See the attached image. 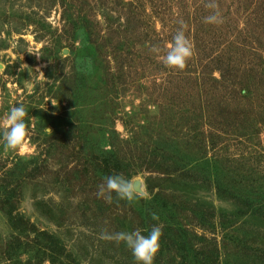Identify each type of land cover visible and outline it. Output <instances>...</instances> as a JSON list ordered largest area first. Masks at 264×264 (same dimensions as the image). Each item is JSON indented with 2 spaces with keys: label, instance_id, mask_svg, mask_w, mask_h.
Listing matches in <instances>:
<instances>
[{
  "label": "rangeland",
  "instance_id": "obj_1",
  "mask_svg": "<svg viewBox=\"0 0 264 264\" xmlns=\"http://www.w3.org/2000/svg\"><path fill=\"white\" fill-rule=\"evenodd\" d=\"M206 2L0 0V132L18 104L29 132L0 139V264H136L100 233L156 224L154 264H264V0ZM116 174L149 198H98Z\"/></svg>",
  "mask_w": 264,
  "mask_h": 264
},
{
  "label": "clouds",
  "instance_id": "obj_2",
  "mask_svg": "<svg viewBox=\"0 0 264 264\" xmlns=\"http://www.w3.org/2000/svg\"><path fill=\"white\" fill-rule=\"evenodd\" d=\"M205 8L210 12L203 18V22L211 25H220L224 22L219 11L216 0H207ZM186 25L181 22L180 29L173 36L172 42L163 57L165 65L169 69L183 71L187 62L195 55L194 45L185 34ZM151 51L159 54L160 48L153 46ZM28 115L23 104H18L9 109L6 116V125L0 132L5 147L16 149L29 135L25 118ZM50 132V131H49ZM113 194L116 200L133 202L143 198H149L146 190L138 185L134 178H126L123 175H111L104 178L103 183L98 186L97 197L103 198L107 203L113 202ZM153 221H159L156 213H151ZM107 223V222H105ZM162 236V225L156 224L147 235L137 228L134 231H120L109 233L102 229L99 238L104 241L123 243L131 251L136 264H154V259L160 250V239Z\"/></svg>",
  "mask_w": 264,
  "mask_h": 264
},
{
  "label": "trees",
  "instance_id": "obj_3",
  "mask_svg": "<svg viewBox=\"0 0 264 264\" xmlns=\"http://www.w3.org/2000/svg\"><path fill=\"white\" fill-rule=\"evenodd\" d=\"M10 177L12 176V175H9ZM15 230H20V231H25V229H26V231L28 230V231H32L33 233H36V234H41L42 236L45 234V233H41V232H39L38 230H36V229H34V228H30V229H27L26 227L25 228H22V229H20L19 227H16V226H14L13 227ZM21 243V242H20ZM19 244V243H18ZM19 247H21V245H19ZM9 251V250H8ZM10 257V256H9ZM10 260H12V261H15V260H13V258H10ZM45 260H48L49 261V263L50 264H65V263H63L61 260H59V262L57 261L58 259H54V258H49V257H46V255H45V253H37V255H35V256H33L29 261H28V264H43V262L45 261ZM11 261V262H12ZM17 261V260H16ZM11 262H10V264H11ZM15 264H18L17 262H15Z\"/></svg>",
  "mask_w": 264,
  "mask_h": 264
}]
</instances>
